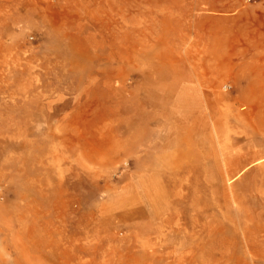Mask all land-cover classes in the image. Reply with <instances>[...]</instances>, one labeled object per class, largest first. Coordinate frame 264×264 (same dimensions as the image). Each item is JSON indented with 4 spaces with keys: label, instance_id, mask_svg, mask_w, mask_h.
Segmentation results:
<instances>
[{
    "label": "rangeland",
    "instance_id": "rangeland-1",
    "mask_svg": "<svg viewBox=\"0 0 264 264\" xmlns=\"http://www.w3.org/2000/svg\"><path fill=\"white\" fill-rule=\"evenodd\" d=\"M245 50L264 0H0V264H264ZM180 80L210 97L167 104Z\"/></svg>",
    "mask_w": 264,
    "mask_h": 264
},
{
    "label": "crops",
    "instance_id": "crops-1",
    "mask_svg": "<svg viewBox=\"0 0 264 264\" xmlns=\"http://www.w3.org/2000/svg\"><path fill=\"white\" fill-rule=\"evenodd\" d=\"M154 9V8H153ZM164 9V17L163 22H170L172 16L167 13V7ZM155 10V9H154ZM103 7L98 6L93 7L91 9V14L95 12V15L102 14ZM149 11H152L151 9ZM161 14V11L159 12ZM162 22V20H160ZM91 32V31H90ZM165 40H171V38L165 37ZM89 50H93L90 48ZM167 51V50H166ZM93 54V52H90ZM169 53V54H168ZM222 56L231 57L235 52L227 51L222 52ZM178 55L174 54V52H164L163 55ZM214 54H212L213 56ZM245 59L244 61V72L242 74L243 86L236 92L233 98L234 103L244 104V105H256V104H264V50L260 51H247L244 52ZM210 95L205 92L204 88L197 87L195 85H188L181 80L179 83H170L167 84V104L177 103V104H187L189 102L196 103H205L204 99L209 98ZM176 132V133H175ZM186 131L177 130V131H169L167 130V168H186L187 160L185 158V154L182 151L181 139H179L182 135H185ZM180 136V137H179ZM198 152V151H197ZM201 156L203 154V150H199ZM248 155L255 158H262L264 156V147L263 149H258L255 151L249 150ZM246 158H244L243 164L239 167L246 170L249 169L252 164L246 163ZM197 163L196 167H203V160L196 159ZM198 163H200L198 165Z\"/></svg>",
    "mask_w": 264,
    "mask_h": 264
}]
</instances>
